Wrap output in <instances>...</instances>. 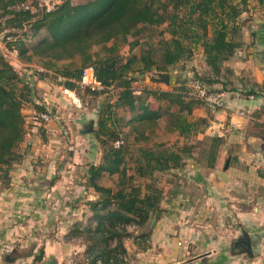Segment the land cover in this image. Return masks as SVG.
I'll return each instance as SVG.
<instances>
[{"label": "trees", "instance_id": "16d2710c", "mask_svg": "<svg viewBox=\"0 0 264 264\" xmlns=\"http://www.w3.org/2000/svg\"><path fill=\"white\" fill-rule=\"evenodd\" d=\"M23 1L0 0V33L8 31L4 36L6 48L15 51L26 68L35 63L42 68L35 69L37 79L48 78L61 86V92L69 88L80 95L77 82L82 71L91 66L100 82L119 88L117 98L101 112L97 136L112 142L122 138L126 144L106 147L104 139H100L102 160L88 168L89 184L99 197L87 202L92 223L84 226L81 233L86 237L85 254L90 264L97 260L100 264L110 260L121 263L127 253L123 241L132 236L127 225L140 229L161 209L162 189L152 180L141 185L136 179H152L154 172L180 167L183 154L192 149L191 144L176 147L141 143L151 139L161 118L166 119V132L186 139L196 138L206 127L202 119L187 118L199 101L185 99L187 91H182L181 86L168 90L143 87L135 94L133 84L147 72L165 70L189 58L200 47L211 73L196 79L218 83L229 71L225 61L240 45L233 36L240 29L241 9L232 0H85L76 4L63 0L52 9L42 6L34 12L12 8ZM26 23L34 35L41 30L46 34L38 40H26L19 34ZM154 36H158L163 51L157 58L148 47ZM124 46L126 52L122 51ZM160 58L163 67L158 63ZM27 104L32 105V116L48 112L38 99L36 86L22 80L0 50V178L4 185L9 183L13 163L20 160L17 149L25 134L27 116L22 110ZM118 108L133 115L125 122L115 119L113 110ZM39 124L38 129L44 131L43 124ZM124 127L128 131L123 134ZM129 135L133 139L127 144ZM134 144L137 146L129 153ZM221 144V138L203 135L194 145L196 162L213 169ZM128 160L132 167H128ZM104 174L117 175L114 187L97 182ZM149 237L145 231L133 235L134 242L144 250ZM42 255H36L34 260L41 261Z\"/></svg>", "mask_w": 264, "mask_h": 264}, {"label": "rangeland", "instance_id": "374dc122", "mask_svg": "<svg viewBox=\"0 0 264 264\" xmlns=\"http://www.w3.org/2000/svg\"><path fill=\"white\" fill-rule=\"evenodd\" d=\"M62 1L63 0H24L22 4L28 6L34 12L38 11L42 6L52 9ZM70 1L73 4H76L82 3L85 0ZM263 1H261L258 10L259 14L264 17ZM232 2L233 4H236L239 9L248 10V2H245L244 4L241 3L240 0H232ZM12 8L16 9L17 6L14 5ZM245 13L246 16L244 18H240V15L243 14L242 12L238 17L241 29H239L240 31L234 32L235 35L233 38L236 41L244 39L242 28L247 26L246 18L251 17V15L248 14V11ZM6 32L8 31L4 30L0 33L1 52L18 71L21 79L30 84H34L36 89H40V94L42 95V92H45L47 88L42 85H44L45 82L50 83L51 81L48 78L37 79L35 69H39L40 67L35 63L31 64L29 69L26 68V65L17 57L16 52L6 48L4 40ZM19 34L24 35L26 40H38L46 33L44 30H41L37 35H34L31 30V25L26 23L19 31ZM166 36L168 37L167 34ZM148 47L150 52L152 50V54L156 58L157 56L162 55L163 51L161 44L158 42V36L150 38ZM126 49L127 46H124L122 51L126 52ZM93 50L99 51V47H94ZM159 61H161V58ZM160 65V67L164 66L163 63ZM224 67H227L225 66V63ZM159 73H168L170 75V81L168 84L160 80ZM210 73L211 70L205 63L204 53L200 47L194 49L193 54L189 58L183 59L178 64L168 66L165 70H152L140 76L133 84V88H135L136 91L143 87H162L163 89L168 90L171 88L176 89L181 86L182 91L190 92L193 84L198 80L196 77H205L206 74ZM40 82L42 85L39 87L38 84ZM204 83L210 87V89L222 90L220 86H218V83ZM118 92L119 88L117 86H114L112 91L108 92V95H90L80 91V105L75 106L74 104H71L70 101L64 104L66 107L64 111L65 113L62 114L61 117H58V120L56 121V130L47 132L46 130L42 131L38 129V152L34 149L32 142H30V136L25 132L23 140L17 149L20 154V160L14 162L9 170V183L4 185V182L0 178V189H8L12 188L13 185H16L12 175L15 174L17 179L16 175H20L19 173L26 169L32 171L39 170L38 173L44 171L47 173V176L52 174V177L47 179L45 184L43 183V185H41L38 183L37 185L39 186L50 188L57 184V182H60L62 186L60 188L54 187L56 191H58L56 197L53 194L49 198L39 196L38 198L36 197V202L32 200L28 206L23 202L24 206L18 207V198H15L14 196L10 197L13 198L12 209L2 215L3 218H7L5 224L3 218H0L1 223L3 220V223L0 225V253L12 254L11 256H14V259L21 258L20 255L22 253H31L33 256L29 259L26 260V258L22 257L23 259L17 262L23 264H25L24 261H26V264H59L60 262L61 264H90V259L87 260V254H85L86 237L81 231L84 226L92 223L90 218L92 212L90 211L87 202L89 200H96L99 197V193L89 184L88 168L90 165L98 164L102 160L103 143L100 139H104L106 147L112 145V141L106 139V137L98 138V120L106 105H111L117 98ZM184 96L186 98L185 94ZM31 109L32 105L27 104L22 110V113L27 116L26 122L28 121L29 116L27 113ZM216 111L218 112V108H213L208 103L199 101L198 105L192 110V114L187 116L189 119H202L206 123L204 133L198 134L196 138L186 139L178 136L177 133L166 132L164 129L166 119L161 118L158 121V128L156 129L155 134L150 140L141 143L144 146H154L159 144L165 146L174 145L176 147H184L191 144L192 149L183 154L184 161L180 167L164 172H154L152 179H136V183L141 185L152 180L162 189L163 194L160 203L161 209L158 214L154 212L147 224L140 229H135L134 226L127 225V229L132 236L125 238L123 241L127 249V253L122 256L123 262L115 263L110 260L108 264H136V253H153L151 249V234L158 219L156 216L163 215V211H165V213L170 211L173 212V209L167 208L171 202L174 203L172 208L178 207L181 209L183 203L191 202L190 198L192 196L200 194V192L197 191V188H199L198 185H201V183H198L201 182V179L196 181L195 174L199 173L200 177H207V174L209 172L211 173L212 170H218V167L224 168V161L218 166V156L213 169L201 166L195 160L198 156L197 150H193L194 145L199 142L203 135L221 138L223 143V139L227 133H235L241 129V127L233 126L232 123L229 127H226V125H218ZM132 115L133 113L129 111L126 112L122 108L113 110V117L122 122H125L126 119L130 118ZM33 119L36 120L35 115L33 116ZM212 124L215 128L219 127L221 130L223 129V134H221V136L211 135L207 132L208 127ZM90 126H92V129L89 128ZM127 129L128 127L122 128V133L124 134L128 131ZM132 139V135H129L128 138H126L127 144H130ZM125 144L126 143H124V145ZM136 146L137 144L132 145V150H129V153H133V149ZM30 150L32 151L30 152ZM31 155H36L37 158L31 157ZM28 159H31V161L28 162ZM132 165V162L128 160V167H132ZM227 168H229V162L226 169ZM130 173H132L131 169L128 171V174ZM189 175L192 177L191 179ZM35 179L38 180L39 178ZM116 180V174L112 176L104 174L97 180V182L107 187H114ZM256 186L257 185L255 184L254 187ZM186 195L192 196L188 197ZM193 202H195V200ZM153 218L154 223L152 227H150ZM210 219L211 218H206V220H209V224L211 223L213 226L218 225V219ZM138 231H145L150 235L148 241L145 242V244L148 245L146 250L142 249V247H139L134 242L133 235L137 234ZM6 232H8L9 235L11 233V235H6ZM243 237V235L238 236V241L243 240ZM114 244L115 242L113 241L112 245ZM5 245H9L8 250L4 249ZM237 246L239 245L237 244ZM40 253H43L42 260L35 261L34 257ZM44 253H52V258L47 259L50 263L46 262L47 260L44 257ZM57 253H62V256L56 255ZM94 264H100V261L97 260Z\"/></svg>", "mask_w": 264, "mask_h": 264}, {"label": "crops", "instance_id": "0c3cea01", "mask_svg": "<svg viewBox=\"0 0 264 264\" xmlns=\"http://www.w3.org/2000/svg\"><path fill=\"white\" fill-rule=\"evenodd\" d=\"M261 1L246 0L252 4L247 5L248 10H241L240 18L246 16V11L251 15L246 18L247 26L242 28L244 39L225 62L229 71L218 82L226 102V107L216 111L218 125L229 127L232 122H241V129L227 133L220 147L217 162L219 166L224 161V168L212 170L207 177L195 174L203 187L198 185L199 195H186L192 196L191 202H195L183 203L181 209L172 208L174 203L169 202L167 208L174 211H163L151 234L153 253H136V264H264V17L258 10ZM158 63L162 61L158 59ZM45 84H38L47 88L42 95L37 89V95L50 116L41 127L49 132L56 130V121L65 113L64 104L69 99L60 91V85ZM27 114L25 132L38 152L40 124L33 119L32 109ZM227 161L229 168L226 169ZM38 172L26 169L16 175L17 179L14 174L16 185L0 189V218L12 209V196L18 198V207L24 206L23 202L26 206L32 200L36 202L39 196H57L55 188L62 186L60 182L50 188L39 186L38 183L45 184L52 174ZM206 218L218 219V225L209 224ZM6 219L3 218L4 224ZM244 232L250 237L252 257L241 251L243 240L238 241V236H244ZM51 254L44 253L46 260L52 258ZM11 255L0 253V264H23L17 262L22 257L27 260L33 256L22 253L21 258L14 259ZM56 255L62 256V253Z\"/></svg>", "mask_w": 264, "mask_h": 264}, {"label": "built area", "instance_id": "2783aa9c", "mask_svg": "<svg viewBox=\"0 0 264 264\" xmlns=\"http://www.w3.org/2000/svg\"><path fill=\"white\" fill-rule=\"evenodd\" d=\"M23 8V9H31L28 6H24L23 4H20L17 6V9ZM48 9V8H47ZM32 10V9H31ZM264 11V10H263ZM41 71L42 68H39ZM61 79V78H59ZM77 85L79 89L84 92L85 90L89 91H96V92H102V93H108L112 91L114 88V85H105L102 82H100L93 71V68L86 67L82 71V75L80 80L77 82ZM135 94H139L140 91H134ZM62 94L65 95L66 98L69 99L71 104H74L75 106H79L81 103V97L79 94L76 93L75 90L69 89V88H63ZM187 100H195V101H203L208 103L213 108H223L226 107V102L224 99V92L220 89H210L202 80H197L193 86L190 92L185 93ZM239 114L243 115V112H239ZM49 113L48 112H40L35 115V119L39 123H46L49 121ZM233 126L240 127L241 122H232ZM207 132L211 135H218L221 136L223 134V129L221 130L219 127L215 128L214 125H210L207 129ZM124 144V139L122 138H116L112 142V146L114 148H120ZM9 245H5L4 249L8 250Z\"/></svg>", "mask_w": 264, "mask_h": 264}, {"label": "water", "instance_id": "95a60500", "mask_svg": "<svg viewBox=\"0 0 264 264\" xmlns=\"http://www.w3.org/2000/svg\"><path fill=\"white\" fill-rule=\"evenodd\" d=\"M160 76V80L166 84L169 83L170 81V75L168 73H159ZM90 129H92V126L89 127ZM228 162H226V167L228 165ZM154 223V218L152 219L151 223H150V227H152ZM244 237H243V241L241 242V246H243L242 250L243 252H246L249 256L252 255V249H251V243H250V237L248 236V234L246 232L243 233ZM47 263H50L49 260L46 261Z\"/></svg>", "mask_w": 264, "mask_h": 264}]
</instances>
